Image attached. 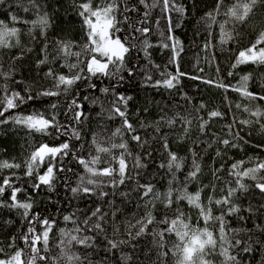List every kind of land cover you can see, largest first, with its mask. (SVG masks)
I'll list each match as a JSON object with an SVG mask.
<instances>
[{"label":"snow or ice","instance_id":"6c2138e0","mask_svg":"<svg viewBox=\"0 0 264 264\" xmlns=\"http://www.w3.org/2000/svg\"><path fill=\"white\" fill-rule=\"evenodd\" d=\"M13 4L18 12H31L35 14L36 18L28 20L18 13L10 11L8 13L10 23L0 20V49L20 48V56L13 57V59H22L24 45L21 42V36L27 35L32 43H39L42 46L41 58L36 63L38 69L50 63H59V66L66 69V72L58 73L49 66L44 76L51 80V86L42 88L35 95L31 92L22 95L21 92L8 88L7 82L13 79L14 73L12 71L0 72V81L4 82L3 88H0V118H2L0 125L11 123L26 130L28 135L55 136L57 139L66 136L68 139L57 146H50L48 143H40L38 146H34L23 164L7 160L0 161V170L23 167L25 168L24 176L33 177L35 174V179L31 184L33 191L38 193L41 186H45L49 192H52L55 190L57 174L62 171H71V169H65L61 164L64 157L71 155L72 159L82 166L86 174L80 175L79 183L70 187L73 197L96 195L99 199L105 200L110 193L104 188L119 189L129 182H136V176H139V172L136 173V176L133 175V168L128 164V159L132 153L124 139L127 135L141 146L146 143L138 133L137 128L129 120L128 107L129 101L133 99L132 96H126L115 91V84L100 89L105 97L109 92H113V97L107 101V108H105V102L93 100L94 104L100 103L101 112L98 115L103 117L106 111L109 120L120 119L122 123L107 138V141H110V146H106V141L94 138L93 144L96 155L87 158L77 154L73 150L74 146L70 145L69 141L73 137L77 141L82 139L81 132L73 127L71 122L61 123L57 120L55 112L58 109L57 102L50 104V108L53 110L50 117L44 112L14 113L12 116L5 114L38 98L66 96L73 91V86L81 81L87 83V86L92 90H95L97 86L90 81L97 77L111 78L117 84L123 83L125 79L135 77L137 69L141 71L143 86L146 88H165L169 91L176 88L181 83L180 77L187 74L180 72L177 65V71L174 74L164 69L161 71L162 79H155L151 69L160 70V65L155 64L151 59L150 49L153 47H159L162 50L170 49L172 56L169 59V64H176L183 48L182 42L174 35L175 29L179 28L180 25L173 24L172 14L177 13L184 16L187 10L184 5L178 3V0H132L131 3L129 0H72L71 7L81 21V39L51 40L48 32L52 28L53 19L46 10L44 0H11V3L9 0H0V6L11 7ZM223 4L224 0H217L215 13L221 11ZM258 6H264V0H235L223 13L227 19L219 25L220 43L224 44L233 38L232 33L225 28L226 23L245 24L249 17L254 15ZM155 9H159L161 16L168 21L167 35L160 31L161 39L156 44L150 39L153 32L150 21ZM208 20L216 23L215 15L208 13L205 23ZM155 24L159 27L160 20L156 19ZM17 25L26 26V31ZM37 32L39 35L36 34ZM122 33L123 35H121ZM262 44H264V29L260 31L258 38L250 47L239 51L232 68L235 69L238 65L247 63L264 65V47H260ZM211 47V42L206 41L205 51ZM27 50L31 51L32 49L28 48ZM141 54L146 61L145 68L148 69L147 71L141 65L132 62L134 56L136 59H140ZM125 72L127 76L123 75ZM228 75L232 76L233 72L230 71ZM189 78L200 80L204 84L225 91L239 93L249 104L237 103L235 107L256 118L254 121L249 119L237 120L233 113V123L226 126V134L217 136L212 143L222 144L224 149L241 147L239 141L243 140V137L240 135V131L236 130V123L244 126L260 124L261 131H264V120L261 119L264 117V111L253 104L257 100L264 101V95L248 89L250 75L241 77L238 87H233L214 78L205 79L200 76ZM15 83H20V81H15ZM261 88L264 89V84L261 85ZM84 98L88 99L87 96ZM82 107L75 93H73L71 99L67 101L65 115L70 116L71 121L76 124L82 125L87 119L85 113L80 110ZM205 107L203 103L200 104L201 109ZM144 111L147 112V108ZM224 116L225 113L219 110L210 111L208 119H201L199 123L201 135H207L209 125L214 119H223ZM180 119L186 125L184 133L187 135L189 131L187 125H191V120L187 117H180ZM175 122L176 118L161 116L156 121V131L159 132L164 124L171 127ZM141 127H149V125L141 123ZM117 138H119V142H116ZM163 147L168 153V160L166 163L162 162L159 167L166 168L171 176L167 191L156 190L152 183L137 182L139 201L142 202L147 211L143 215L129 219L127 224L123 226H118L116 220L120 209L114 207L113 201L108 200H105V203L113 205V211L110 213L105 212L101 206H96L85 214L82 220H78L75 213L64 215V222L66 224L71 223L74 227L70 231L65 228L60 229L62 239L56 245L61 250L60 258L66 259L68 264H77V262L84 264L85 260H87V264H92L86 255L81 257L77 253L71 252L70 249L73 245H80L85 249H94L101 234L105 236L108 251L116 250L121 245L130 244L146 234H152L158 248L166 249L159 253L157 264H166L169 252L177 257V264H214V261L209 257L216 255L222 258L221 264H243L242 253L251 255L256 251V245L264 246V241H254L251 235L240 238L236 234V229L228 227L226 219L241 212L240 206L235 201L239 199L238 193H247L252 187V185L244 183L246 178L254 181V187L264 194V161L254 162L252 167L243 170H241L243 161L233 163L228 175L233 178L235 186H232V181H227L224 187L220 189L222 195L217 197L215 195L216 181H222L219 175L220 169L212 171L214 181L211 184L201 185L195 193H191L187 190L188 185L197 181L201 173L198 160L193 159L192 167L186 172L184 179L178 181L179 187H175L173 182L177 180L176 174L183 170L184 161L170 150L167 139H164ZM209 147H211V143ZM113 150H120L119 155H115ZM100 154H108L111 159L104 160ZM193 154L195 155V153ZM216 155L220 156L221 151L217 150ZM148 156H151V153H148ZM142 160L143 157L137 155L133 167L135 169L146 167L147 165L142 163ZM46 162L45 170L42 173L39 172L38 169ZM101 164L107 166L100 167ZM222 167L223 165H221ZM14 177L15 173L5 176L0 181V198L10 192L7 200L0 199V209L7 208L18 211L22 216V222L26 228L19 235V240L23 247L16 245V237H12L7 244V248L14 249L10 255L6 253L5 246L0 245V264H40V262L47 264L49 256L42 253H48L50 250V234L53 233L57 222L51 217H42L39 212L33 211L31 194L24 200L18 198V194L25 192L26 189L16 186ZM205 188L209 189L207 203L201 197ZM119 194L127 197V193L120 192ZM182 202H186L190 210L197 211V224L199 220H203L204 227H197L190 222L191 218L181 207ZM157 203L163 206L162 218L155 215L158 210ZM212 205L219 209L218 215L214 214ZM261 208H264V205ZM245 211L253 213L254 210L249 207ZM169 212H172L171 216ZM239 218L245 219L242 215ZM209 223L218 225L215 231L208 227ZM109 224L112 228V237L107 235L106 225ZM157 224L161 226L160 230L153 232L149 226ZM256 227L264 233V225L257 224ZM86 233H92V235ZM117 234L120 236L119 239L116 238ZM170 236H175L176 242L173 243L172 248H167L165 241L166 237ZM56 259L53 258L54 264H56ZM124 259L128 260L129 258L125 257ZM260 264H264V257H262Z\"/></svg>","mask_w":264,"mask_h":264},{"label":"trees","instance_id":"16d2710c","mask_svg":"<svg viewBox=\"0 0 264 264\" xmlns=\"http://www.w3.org/2000/svg\"><path fill=\"white\" fill-rule=\"evenodd\" d=\"M131 3L132 0H129ZM235 0H224L223 7L219 13H215L217 0H178L186 8L184 16L177 13L172 14L173 24H179L174 35L182 42L183 50L177 58L176 64H169V59L172 56L171 50H162L159 47L150 49L151 59L155 64L160 65V70L151 69L155 79H162L161 71L167 69L170 73L179 71L186 73V76H181V83L176 88L168 90L165 88H151L143 86V76L140 69L136 70L135 77L127 78L123 83L117 82L111 78L97 77L90 83L96 84V89L92 90L87 86V83L81 81L73 86V91L66 96L61 95L59 98H38L35 101H30L14 111H9L6 116H12L14 113H35L44 112L49 117L53 110L50 108L52 102L58 103V109L55 110L57 120L61 123H72V126L81 132L82 139L77 141L74 137L69 141L70 145L74 146V151L87 158L91 155H96L94 138L106 141V146H110V141L107 138L111 133L121 125L120 119L109 120L105 111L103 117L98 115L101 112L100 103H93V100L105 102L113 97V92H109L107 97L100 92V89L110 85H116L115 91L122 94L132 96L129 101L128 116L130 122L137 128L138 133L144 138L146 143L141 146L131 140L130 136L125 135L124 139L128 143L129 151L132 156L128 159V164L133 168V175L139 172L136 176V182H129L121 186L119 189L111 187L104 188L110 195L105 200L113 201L114 207L119 208L116 220L118 226L126 225L129 219L143 215L147 209L139 201L136 183H152L156 190L166 192L169 188L168 181L171 179L166 168H160L159 165L168 160V153L163 147L164 139H167L169 148L176 153L184 161V168L176 174L177 180L173 182V186L179 187L178 181H182L186 172L192 167V160L197 159L201 166V173L197 181L188 185V191L195 193L201 185H208L214 181L212 171L220 169L219 175L222 181H216L217 188L215 195L221 196V188L227 181H232V186H235L234 180L228 175L230 166L238 161H243L242 169L252 167L254 162L264 161V131H261L260 124L244 126L236 123V130L240 131L243 140L239 141L241 147L232 149H224L222 144L212 143L217 136L225 135L227 132L226 126L233 123V113L237 120L249 119L255 120V117L248 113L237 109L235 105L240 103L248 105L249 102L243 99L239 93L235 91H225L224 89L209 86L202 83L200 80H194L189 77L200 76L205 79L214 78L225 84L238 87L241 77L250 75L251 79L248 82V89L254 93L264 95V89L261 85L264 84V65L256 64H241L235 69L232 65L236 61L239 51L250 47L258 38L259 33L264 29V6H258L254 15L250 16L245 24H233L231 22L225 24V28L232 33V39L221 44L220 23H224L227 19L224 12L230 7ZM11 3V0H9ZM46 10L51 14L53 19L52 28L49 29V38L51 40L74 38L81 39V21L73 11L71 4L72 0H44ZM18 13L20 16L28 20L36 18L34 13H24L17 10L13 4L11 7L0 6V20L9 22V12ZM213 13L216 17V23L207 19V14ZM160 20V25L157 27L155 20ZM153 32L150 37L151 41L156 44L160 41L159 32L163 31L167 35L168 21L161 16L159 9L153 10L152 19L150 21ZM210 25V26H209ZM26 31V26L17 25ZM147 26V25H146ZM122 27H124L122 25ZM211 33V35H210ZM39 35V33H36ZM123 35V33L121 34ZM206 41H210L212 47L207 51L204 49ZM21 42L24 45V53L22 59L15 60L13 57L20 56L21 49L13 48L0 49V72L12 71L13 79L7 82L8 88L21 92L22 95H27L29 92L35 95L42 88L50 87L51 80L45 78L44 73L49 66L53 67L58 73L66 72V69L61 68L59 63H50L49 65L36 67L37 61L41 58V44L32 43L27 35L21 36ZM264 47V44L260 45ZM31 48V51L27 49ZM132 62L141 65L145 68L146 61L142 54L140 59L132 58ZM203 69V71H201ZM219 69V71H217ZM148 69L145 68V71ZM233 72L229 76V72ZM127 76V73H123ZM20 81V83H15ZM4 82L0 81V88H3ZM75 93L78 102L83 106L82 110L87 119L82 125L71 121V117L65 115L67 112V101L71 99ZM87 96L88 99L84 97ZM203 103L206 107L201 109L200 104ZM255 107H260L264 111V101H254ZM147 108V112L144 109ZM212 110H219L225 113L223 119H214L209 125L207 135H201L199 131V123L201 119H208V113ZM161 116L176 118V122L171 126L164 124L160 131H156V121ZM180 117H187L191 120V125L188 134L185 135L184 128L186 125ZM2 119V118H0ZM264 120V117L261 118ZM141 123L149 125V127H141ZM69 135L71 133L69 132ZM66 136H61L57 139L55 136L44 137L38 134L28 135L26 130L16 126L15 124L0 125V161H9L23 164L27 156L33 150L34 146L40 143H48L50 146L61 144ZM245 141H247L245 143ZM119 142V138L116 139ZM211 143V147L209 144ZM220 150L221 155L217 156L216 151ZM115 155H119L120 150H113ZM151 153V156H148ZM195 153V155L193 154ZM104 160L111 159L108 154H100ZM139 155L143 157L142 163L147 166L141 169H135L134 160ZM65 169L71 171H62L57 174L58 178L55 181V190L49 192L45 186H41L37 193L31 188V184L35 179L23 175L25 168L20 169H3L0 170V181L5 176L15 173L16 186L26 189L25 192L18 194L20 200L27 198L31 194L33 202V211L39 212L42 217H51L56 220L57 224L54 227L53 233L50 234V250L48 253H42L49 256L47 264H54L53 258L56 259V264H68L66 259L60 258V248L57 243L62 237L60 229L65 228L71 230L74 225L66 224L63 220L64 215L76 214L78 220H82L84 215L96 206H101L105 212H112L113 205L105 203V200L99 199L96 195L92 196H76L73 197L70 187H74L79 183V176L86 175L81 165L69 155L61 161ZM221 165L223 167L221 168ZM60 166V165H58ZM107 166L101 164L100 167ZM118 167V165H116ZM47 167V162L38 169L43 172ZM107 179V178H103ZM244 183L252 185L247 193H238L239 199L235 202L240 206L241 212L227 217L228 227L237 230V235L240 238H246L251 235L252 239L264 241V233H262L256 225H264V194L260 193L254 187V181L245 179ZM127 193V197L121 196L119 193ZM10 192L6 193L0 199L7 200ZM209 189L205 188L202 192V200L207 203ZM181 207L186 211L187 216L191 218V223L197 227H204V221L198 220L196 210H190L186 202H182ZM214 214H219V209L212 205ZM252 207L253 213L245 211ZM157 211L155 215L162 218L163 206L157 203ZM172 215V212H169ZM244 216L241 220L239 217ZM111 219V217H109ZM23 218L18 211L9 210L7 208L0 209V245L5 246L7 254H11L14 249L7 248L12 237H16L15 243L17 246L23 247L19 240V235L25 231L26 225L22 222ZM108 237H112L111 225H106ZM153 232L160 230V225L149 226ZM208 227L211 230H216L217 224L209 223ZM250 230V231H247ZM92 235V233H86ZM120 238L119 234L116 236ZM176 242L175 236L166 237L167 248H172ZM135 245V247H133ZM42 247V245H41ZM256 251L251 255L241 254L243 264H260L264 257V246L256 245ZM166 249L158 248L156 240L152 234L141 236L138 240L132 241L130 244L121 245L120 248L112 251L107 250L105 236L101 234L94 249H85L80 245H73L70 249L81 257L87 256L92 264H157L159 253ZM128 257V260L124 258ZM214 261V264H221L219 255L209 257ZM44 264V262H40ZM78 264V262H77ZM87 264V260L84 261ZM166 264H177V257L169 252L166 258Z\"/></svg>","mask_w":264,"mask_h":264}]
</instances>
